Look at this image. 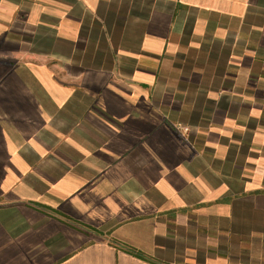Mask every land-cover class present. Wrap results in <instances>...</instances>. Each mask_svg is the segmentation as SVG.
Here are the masks:
<instances>
[{
  "label": "crops",
  "instance_id": "crops-1",
  "mask_svg": "<svg viewBox=\"0 0 264 264\" xmlns=\"http://www.w3.org/2000/svg\"><path fill=\"white\" fill-rule=\"evenodd\" d=\"M0 264H264V0H0Z\"/></svg>",
  "mask_w": 264,
  "mask_h": 264
},
{
  "label": "rangeland",
  "instance_id": "rangeland-1",
  "mask_svg": "<svg viewBox=\"0 0 264 264\" xmlns=\"http://www.w3.org/2000/svg\"><path fill=\"white\" fill-rule=\"evenodd\" d=\"M22 3V4H29L30 3V0H5V3L7 4H11V5H17L18 3ZM14 12H12L11 10H6V12L4 13L6 15V17H9V16H12ZM28 54V53H27ZM29 55V54H28ZM27 57V56H25ZM30 57V56H29ZM26 58H23L21 56V60H24ZM31 59V58H30ZM3 61V60H2ZM1 61V65L5 66V68H8L9 67V64L7 62H2ZM11 62V61H10ZM188 126V125H187Z\"/></svg>",
  "mask_w": 264,
  "mask_h": 264
}]
</instances>
